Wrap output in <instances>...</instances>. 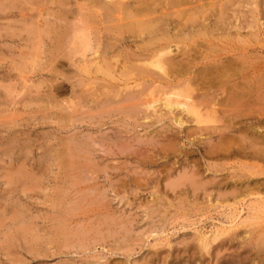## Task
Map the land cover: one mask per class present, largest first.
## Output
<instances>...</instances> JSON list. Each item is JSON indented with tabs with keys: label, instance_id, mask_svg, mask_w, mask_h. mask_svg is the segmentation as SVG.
Segmentation results:
<instances>
[{
	"label": "rangeland",
	"instance_id": "obj_1",
	"mask_svg": "<svg viewBox=\"0 0 264 264\" xmlns=\"http://www.w3.org/2000/svg\"><path fill=\"white\" fill-rule=\"evenodd\" d=\"M46 15L47 12H45V16ZM20 18L21 16L19 14L8 17L0 16V31H2L0 32V264H115L116 262V264H120V262L121 264H168L166 263L168 260L171 261L169 264H174V260H177L176 264H200V260H194V257L192 256V252L194 251L196 245L198 246L197 249L200 248L199 246L201 241L200 237L198 236L207 234L206 237H209V241L213 242V244H216L217 242L214 241L213 238L217 230L228 226L229 222L232 224L236 221L238 222L237 229L241 230L242 235H240L237 239H234L233 242L227 241V243L223 245L224 247L221 245L219 248L217 246L210 248L211 244L207 246L211 249V252H209V255L206 253L207 255H205V258H207L209 261L207 259L205 261L207 264L256 263L258 259H254V249H251L253 244L249 242L250 239L246 240V236L248 237V232H245L244 230L249 229V226L252 227L253 225L258 227L264 226V203H261V200L259 199L256 200L258 197L264 196V194H249L244 197L238 196L235 198L234 194H230L229 192L230 190L232 191L234 189L232 186H228L227 188L225 186L215 187L214 185L212 186V183L210 182L207 189L208 191H205L204 189V192H206L204 193L203 190L200 189L198 195L194 194L189 187V194H191L190 198L187 199L188 203L185 201L182 203L183 206H181V202L179 203L180 205L177 204L178 201L181 200L180 197L178 198V195L177 197H174L176 196L174 195L176 193L173 190L172 192L168 185V181L177 179L186 172L189 174L198 170L203 172V168L205 171V166L210 165L213 167V165L217 163L219 166H226V171H231L232 168V171L239 170L240 168L254 169L252 168L253 166H246L245 163L249 162L251 164L256 162L255 159L253 160L252 158L240 155L231 157L224 156L221 158H215L214 156L208 154L205 155V134L200 136L203 138L201 141L198 138L195 139L197 143L192 144L189 140H186L187 143L183 146L180 145L181 142L176 144L175 149H179H174L175 155L172 154L170 157H161V154H158V152H160L159 150L161 149V146H167V144L173 143L169 136H167V126L169 125L168 120H162L158 123H155L151 119L154 118L155 114L161 113L160 111L162 110H160V104H162L163 100L156 104L157 109H155L157 111L155 109L150 111V108L149 110L147 109L149 111L148 113L151 112L150 114H147V110L143 111L144 113L141 111L142 115H139L140 119L137 121H135L133 118H130L128 115L126 116L121 114V112H118V110L114 111L112 105L115 107L127 104L128 94H130V90L132 89H128V91L124 90L126 98L124 96L121 97L122 99L118 98V100H114L109 105L110 102L107 101V98L104 95L105 88L107 89L106 91L113 93V91H116L118 87H122V85L126 84V81H132V78L128 80L126 76H120L119 74H116V78L115 76H113V78L108 76V82L102 79L98 81L95 75L92 73L86 74L85 72L81 71V66L87 63L94 56V53L92 52H88L85 56H77V60L74 63H70L69 61L65 60L63 63H59V65L57 64L52 66L48 53L49 46H47L45 47V51L42 56L38 58V61L36 60V62H34L35 60L33 58H30V56L26 55L27 52H25V50H28L30 46H26L27 44L23 39L19 38L17 35L2 36L7 30L5 27L18 25L19 23L15 22ZM10 21H13V23L10 24ZM24 47L26 49H24ZM22 55L25 57L23 58ZM26 57L28 60L25 59ZM20 63H27L28 67L25 70H19V67L16 68L15 66L21 67ZM100 82L107 85L104 88H102L101 85L97 86L98 93L101 94L100 99L103 101L97 99V95L93 94L96 92V84ZM150 82L151 81H147L146 83L142 84L143 87L145 86V94H147L148 91L157 85V81ZM114 87H116L115 90ZM88 88L90 89L88 90ZM127 92L129 93L127 94ZM154 95L159 96L161 95V92H158V89H156L154 91ZM92 97H94V99H92ZM95 98L97 99V102H95ZM123 98L126 99L127 102ZM122 100H124L125 103H123ZM98 101L100 102L98 103ZM107 106H109L111 109L107 108ZM163 107L164 106H162L163 112H166L167 108ZM107 109L113 111H105ZM175 110V113L168 114L167 117H173L174 114H177L176 112H180L179 109ZM66 113H69V115L71 113V117L66 118ZM144 114L150 115L149 117L151 118H144ZM189 125L192 127H187ZM184 127L189 130H195L194 123L191 122V120H188L184 124ZM71 136H76L77 139L79 138V141H86L92 145L91 150H94L92 152V160L95 170H93L92 173L91 171L90 173L83 172L81 185L73 188L69 187L68 189V186L64 185L65 183L62 182L64 181L63 176H65V169L61 167L60 162L58 161L59 158H57V155L55 154V148L60 147V144L65 137L69 138ZM166 138H168L170 141H168ZM148 141H151L150 143L152 146ZM156 142L159 144H156ZM162 142H165L164 145ZM130 144L132 146H129ZM153 144L154 147L156 146L155 148L153 147ZM93 145L96 146V149ZM119 145L125 147L126 153H121ZM8 147L10 148L6 151ZM130 147L133 148L130 149ZM134 148V151L138 150L135 153H133ZM150 148L153 151H151ZM182 148L185 150H182ZM27 149L29 150L27 151ZM148 149L151 152H149ZM107 150L111 153H109ZM116 151H118V153ZM146 152L148 155H153L154 159H156V162L153 161L152 163L146 164L141 161V159L139 160L141 157L140 155H143V153H145L147 156ZM128 153H130V155ZM136 154H140L138 160L136 159ZM135 160L138 163H136ZM23 161L25 162L24 167L31 171V173L33 172L32 174L34 177L39 176L38 180L42 179V182L38 185V187L37 185L33 186L34 188L32 187L31 191L30 189H27L30 192H27V190H22L23 188L25 189V185H27L26 183H29L28 181L21 180L18 183L14 182L13 184H10L8 179L6 180V175L10 176L13 174V172L18 170L17 168L24 163ZM44 163L47 167L44 165ZM258 163L262 165L261 167H264V162L258 161ZM43 165L45 167H43ZM122 165L123 167H121ZM40 169L42 172L39 173H41L42 176H40L38 173V171H41ZM46 169L48 170L46 171ZM146 170L147 173L151 171L149 174L152 175L150 176L152 182L146 185V188H138L134 184L132 185L127 182L131 175L136 174L135 176H137L139 173L143 175V177L139 176L140 179L145 182L144 178H149V174H146ZM9 171L12 172L10 173ZM139 171H144L145 173H141ZM152 172H154V174ZM179 172L182 174L180 175ZM209 177L211 178V175H209ZM209 177H202L200 182H203L201 181L202 179H204V181L210 179ZM91 178H94V182L97 181V190L93 188L94 186H91L96 184ZM158 179L159 182L157 181ZM67 182L72 183L71 179H69ZM40 186L43 188H40ZM85 187H89V189ZM90 187L93 188V192ZM79 188H81V191ZM129 188L130 191H128ZM165 189L167 190L165 191ZM59 190H70L69 192H72L67 197V199H65L64 197L61 198L58 196L57 191ZM88 190L94 194L92 195L90 193L91 195H89L88 192L90 191ZM154 191L156 194L152 193ZM78 192L79 194L84 195V197L79 195ZM222 192L223 195L221 194ZM116 193L118 196H116ZM209 193L212 194L208 195ZM201 194L202 197L200 196ZM75 195L78 196L77 199L74 198L76 197ZM87 195H89L91 198H88ZM184 195L185 194L182 196ZM158 196H162V198H160L162 201L158 199ZM169 196H173L174 198L172 197L170 199ZM133 197H135V199ZM209 197L212 201L209 199ZM156 199L159 200V203L155 205ZM164 201L166 203H164ZM97 202H99L101 205L97 204ZM105 202H107L109 205ZM210 203L213 204L211 205ZM216 203L218 204L215 205ZM251 203L258 204L259 206L263 204L262 209L261 207L254 208V205ZM138 205L141 206L139 207ZM193 205L197 208L194 209ZM76 206L77 208H74ZM198 206H202L201 209L200 207L198 208ZM18 210L19 212L24 211V215L21 216L22 219L20 218V220L17 218V216L20 217ZM159 212H161L160 214L162 216L168 214L165 216L168 217L170 222H168V219L163 220ZM256 215L259 216V218H262L259 219ZM69 216L72 218L71 221L70 218H68ZM254 216L259 220L253 219L252 217ZM249 217L252 219L249 220ZM133 218L135 220H133ZM26 221L30 222V227ZM128 221L132 222V227ZM252 221H254L253 224ZM80 222H82L84 225H79ZM122 222L125 228L121 227ZM60 223H65L67 226L70 225L68 226L70 229L72 226L71 231L74 229L73 233H71V238L73 237L72 239L70 238L68 241H64V236L58 234L57 229L60 226ZM76 223L78 225H76ZM163 224L165 226H161ZM36 225L39 226L36 227ZM18 226L19 229H17ZM258 227L255 228L257 232H259L258 230L260 229ZM154 228L155 230H153ZM30 230H33V232ZM84 230L86 231L84 232ZM108 230H115V235L113 234L112 236L111 231L109 232L110 234L106 235ZM81 231H83L82 235H86V237H80L79 240L78 233H81ZM87 231L89 235L85 234ZM30 233L32 235H29ZM243 234L244 237H242ZM36 235H39V237H37L38 240L36 239ZM57 235L62 236L63 238L58 239ZM224 235H220L217 241L220 240V238ZM32 236H34L33 239ZM196 236L198 238H196ZM187 238L189 239L187 240ZM239 238L242 240V242ZM81 239L83 240V243ZM84 239H86L85 242ZM183 239L185 240L183 241ZM167 241H169L170 244ZM155 243H157V245ZM167 244H169V246H167ZM187 244L189 245L190 249L187 253H184V247ZM247 244H250L251 246L248 247ZM168 247L170 248L168 249ZM154 249L155 251H158L159 255L152 262L150 255L152 252H155ZM218 249L220 251H218ZM167 251H169V254ZM181 251L182 254H179ZM261 252V257L264 258V250Z\"/></svg>",
	"mask_w": 264,
	"mask_h": 264
},
{
	"label": "bare ground",
	"instance_id": "obj_2",
	"mask_svg": "<svg viewBox=\"0 0 264 264\" xmlns=\"http://www.w3.org/2000/svg\"><path fill=\"white\" fill-rule=\"evenodd\" d=\"M45 12H47L46 16ZM18 14L21 16V18L18 19L15 23L19 24L5 27L7 28L6 31L3 28L5 34H3L2 36L17 35L19 36V38L23 39L27 44L26 46H30L28 50L24 47V49H26L25 52H27L26 55L30 56V58H33L35 60H33L34 62H36V60L38 61V58L42 56L45 51V47L47 46H49L48 53L51 59L52 66H55L57 64L59 65V63H63L65 60L69 61L70 63H74L77 60V56H85L88 52H92L94 53V56L89 61L87 60V63L81 66V71L85 72L86 74L92 73L93 75H95L98 81L101 79L107 81L108 76L112 78L113 76H115L116 78V74H119L120 76H126L128 80L132 78V81H126V84L122 85V87H118V89H116V91H113V93L106 91L107 89L105 88L104 95L107 98V101L110 102L109 105L114 100H118V98L122 99L121 97L123 96L125 97L124 90L128 91V89H132L130 90V94H128L129 92H127L128 102L126 99L123 98L124 100H126L127 104L115 107L114 105H112L114 111L118 110V112H121V114H124L126 116L128 115L130 118H133L135 121H137L138 119H140L139 115H142L141 111L143 112L147 109L149 110V108L151 111L152 109L156 108V104L158 102L163 100L162 104H160V110H162L160 111L161 113L155 114V112L154 118H151L149 117L150 115H147L151 113H148V110L147 114H144V118H151L152 121L155 123H158L162 120H168L169 122V125L167 126V136H169L173 143H169L167 144V146H161V149L159 150L160 152H158V154H161V157H170V155L174 154L176 144L181 142L180 145L183 146L187 143L186 140H189L192 144L197 143L195 139L198 138L201 141L203 138H201L200 136L205 134V155L208 154L214 156L215 158L240 155L252 158L253 160L255 159V161L257 162L256 163L252 161L253 163L251 164L249 162L245 163L246 166H253L252 168L254 169L240 168L239 170L232 171V168L231 171H226V166H219L217 163L213 165V167L210 165L205 166V171L203 168V172H201L200 170L195 171L194 169L193 170L195 172H190L191 174L186 172L187 169L186 171L184 170L186 173H181L182 175L179 172V174L181 175L180 177H178V175L177 179L168 181L169 188H171V191L173 190L176 193L174 194L176 196H173L177 197L178 195V198L180 197L181 199L180 201L177 200V204H179L180 202L182 204L187 201L188 198H190L191 193L189 194L190 190L188 189L191 188V191H193L194 194L198 195L200 189H202L203 192L204 189L205 191H208L207 189L209 187L210 182L212 183V186L214 185L215 187L225 186L227 188L228 186H232L234 189L232 191H228L230 192V194L233 193L235 198H237L238 196L244 197L249 194H264V167H261L262 165L258 163V161L264 162V0H0L1 17H8L12 15L16 16ZM12 23L13 21H10V24ZM22 57L24 58L25 56L22 55ZM25 59L28 60L27 57ZM27 63H20L21 67H15H19V70H25L28 67ZM147 81H157V85L154 86L150 91H148L147 94H145V86L143 87L142 84L146 83ZM99 85H101L102 88L107 86L106 84H103L101 82L96 84V92H94L93 94L97 95V99L101 98V94L98 93L97 88V86ZM115 88L116 87H114V90ZM89 89L90 88H88V90ZM156 89H158V92H161V95H154V91ZM92 99H94V97H92ZM97 99L95 98V102H97ZM101 100L102 99H100V101ZM124 100H122L123 103H125ZM100 101H98V103ZM162 106L167 108L166 112H163ZM107 108L110 107L107 106ZM110 109H107L105 111H108ZM175 109H179L180 112H176V115L174 114L173 117L168 118L167 115L175 113ZM70 115L69 113H66V118L71 117ZM188 120H191V122L194 123L195 130H189L184 127V124ZM192 126L189 125L187 127ZM168 141L170 140L168 139ZM150 142L149 144L151 145ZM165 142H162L163 145ZM156 144L159 143L156 142ZM91 146L92 145L90 143L86 141H79V138L77 139L76 136H71L69 138L65 137L64 140L61 142L60 147L55 148V154L57 155V158H59L58 161L60 162L61 167L65 169V176H63L64 181L62 182L65 183H63L64 185L68 186V189L69 187L73 188L81 185L83 172L90 173L91 171L92 173V171L95 170L93 166L94 163L92 160V152L94 150H91ZM129 146L132 145L130 144ZM94 147L96 149V146ZM9 148L10 147H8L6 151ZM132 148L130 147V149ZM120 149L121 153H126L125 147L120 146ZM183 149L184 148H182V150ZM28 150L29 149H27V151ZM134 150L135 148L133 149V153L138 151ZM150 150L153 151L151 148ZM150 150L149 152H151ZM116 152L118 153V151ZM128 154L130 155V153ZM144 154L145 153H143V155L139 154L141 157L136 154V159L138 160V158L140 157L139 160L141 159V161L146 164L152 163L156 160L154 159L153 155H148L147 153V156L146 154L144 156ZM24 164L25 162L18 168L16 167L18 170L13 172V174H11L10 176L6 175V180L8 179V182L10 184H13L14 182L18 183L21 180L28 181L29 183H26L27 185H25V189L23 188L22 190L26 191L27 189H30L31 191V188L33 186L37 185L38 187V185L42 182V179L38 180L39 176L34 177L32 174L33 172L31 173V171L24 167ZM44 165L43 167L46 166ZM121 167H123V165ZM47 170L48 169H46V171ZM39 172H42V170L38 171V173ZM139 172L145 173L144 171ZM150 172L151 171H149V173ZM149 173H147L146 170V174ZM152 173L154 174V172ZM39 174L40 176H42L41 173ZM139 174L137 176H135L136 174L131 175L127 182L132 185L134 184L138 188H146V185L152 182V179L150 177L152 175L149 174V178H144L145 182H143L139 177H143V175ZM124 175L126 176L125 173ZM209 175H211V178L209 177ZM204 176L206 178L209 177L210 179L206 181L202 179L201 181H203L204 183L200 182V179ZM69 179H71L72 183L67 182ZM157 181L159 182V179ZM96 185L97 183L91 186H94L93 188L96 189ZM40 188L43 187L40 186ZM85 188L89 189V187ZM93 188H91L92 192ZM80 189L81 188H79V190ZM167 189H165V191ZM28 191L29 190H27V192ZM69 191L70 190H59L57 191V193L59 197H64L65 199H67V197L72 192ZM128 191H130V188ZM90 193L91 191L88 192L89 195L92 194ZM152 193L154 194L155 191ZM181 194L185 195L182 196ZM211 194L209 193L208 195ZM221 194L223 195V192ZM89 195H87V197L91 198L89 197ZM75 196L76 197L74 198L77 199L78 196ZM82 196L84 197V195ZM116 196H118V194ZM170 196L169 198L171 199L173 196ZM200 196L202 197V194ZM133 198L135 199V197ZM160 198H162V196H158L159 200ZM158 199L155 200V205L159 203ZM258 199L261 200V203H264V196L258 197L256 200ZM93 200L95 201L94 198ZM105 203L108 204L107 202ZM164 203L166 202L164 201ZM213 203L210 204L212 205ZM97 204L101 205L99 202H97ZM217 204L218 203H216L215 205ZM251 204L254 205V208L261 207L262 209L263 204L261 206L255 203ZM181 206H183V204ZM199 207L200 206H198V208ZM74 208H77V206ZM195 208L197 207H194V209ZM160 213L161 212H159V214ZM19 215L20 217L17 216V218H19L20 220L21 216L24 215V211L19 212ZM165 215L162 216L160 214L163 220L168 219V217H166ZM257 217L259 218V216ZM257 217L255 218L254 216L252 218L257 219ZM68 218H70V216ZM252 218H250L249 220H251ZM71 220L72 218H70V221ZM133 220L135 219L133 218ZM131 221H128V223L131 224L132 227ZM123 222L121 227L125 228ZM168 222H170L169 219ZM253 222L254 221H252V224ZM27 223L29 226L30 222ZM80 224H82V222H80L79 225ZM164 224L161 226H165ZM229 224L228 226H225L221 229L217 228L218 230L216 234H214L215 232L213 233V240L217 242L216 244H213V242L209 241V237H206L207 234L203 235L205 237L198 236L200 237L201 244L199 243L200 248L197 249V245L195 247L196 249L194 248V251L192 252L193 255L191 254L194 257L193 259H199L200 264H207L205 261L207 259L205 258V255H207L206 253H208L209 255V252H211L210 248H214L215 246L219 248V246H223L225 243H227V241L233 242L234 239H237L240 235H242L241 230L237 229V221L232 224L231 222H229ZM76 225L78 224L76 223ZM38 226L36 225V227ZM68 226L65 223H60V226L58 227L57 231L58 234L63 235L64 238L62 236L57 235L58 239L63 238L64 241H68L71 238V233H73L74 229L71 231L72 226L71 229ZM249 227V229H245L244 231L248 232L247 235L249 238L246 236V240L250 239L249 242L253 244L251 249H254V259H258V261L254 264H264V258L261 257V251L264 250V226L258 227L253 225L252 227ZM257 227L260 228L258 230L259 232L255 230V228ZM17 229H19V226ZM33 230L30 231L33 232ZM153 230H155V228ZM85 231L86 230H84V232ZM110 231L111 230H108V233H106V235L110 234ZM82 233L83 231H81V233H78L79 240L80 237H86V235H82ZM85 234L89 235L88 231ZM111 234L112 236L113 234L115 235V230L111 231ZM29 235L32 234L30 233ZM39 235H36V239L37 237H39ZM220 235L224 236L217 241ZM198 237L196 236V238ZM242 237H244V234ZM33 238L34 236H32V239ZM188 239L189 238H187V240ZM85 240L86 239H84V242ZM184 240L185 239H183V241ZM240 241L242 242L241 239ZM167 242L170 244L169 241ZM155 244L157 245V243ZM169 244H167V246H169ZM209 245L210 248L207 247ZM250 246L251 245L249 244L248 247ZM169 248L170 247H168V249ZM189 249L190 247L187 244L184 247V253H187ZM218 251L220 250L218 249ZM167 253L169 254V251H167ZM179 254H182V251ZM158 255V251L152 252V254L150 255V259L152 260V262L156 257H158ZM170 262L171 261L169 260L166 261V263L168 264ZM173 263L176 264L177 260H174Z\"/></svg>",
	"mask_w": 264,
	"mask_h": 264
}]
</instances>
